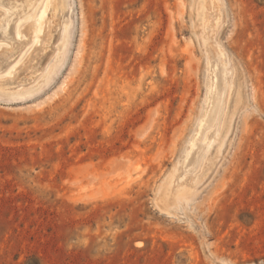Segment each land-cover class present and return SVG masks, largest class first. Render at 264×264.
<instances>
[{"label":"rangeland","instance_id":"rangeland-1","mask_svg":"<svg viewBox=\"0 0 264 264\" xmlns=\"http://www.w3.org/2000/svg\"><path fill=\"white\" fill-rule=\"evenodd\" d=\"M204 2L45 10L40 52L68 12L62 50L33 83L0 79V264H264V0ZM206 42L228 88L183 169Z\"/></svg>","mask_w":264,"mask_h":264},{"label":"bare ground","instance_id":"bare-ground-1","mask_svg":"<svg viewBox=\"0 0 264 264\" xmlns=\"http://www.w3.org/2000/svg\"><path fill=\"white\" fill-rule=\"evenodd\" d=\"M41 1L0 0V79L4 77L8 78L12 75L15 77L21 74V71L29 70L30 73L26 72L29 78L26 84L33 83L42 74L46 73L45 71L48 68L50 58L56 56L62 50L66 25L69 19L68 12L66 15L64 13V21L57 38L58 43L52 46L53 48L50 54H44L47 48L43 54L40 52L44 49L42 42L47 41L50 36L49 32L51 28V23L48 24L49 21L44 17V14L50 5L51 8L55 5V7L58 6V8L65 10L69 6V0H52L50 4V0H46L44 8L36 15L35 12H37ZM213 2L215 4L216 0H209L211 6ZM205 3H200L201 11L198 10L199 8L197 9L200 11L203 20ZM216 6L220 7L218 4ZM206 43L204 44L207 49L208 60L206 64L207 79H205L207 81L205 89L206 95L202 103L198 123L182 157L183 169L186 167L192 169L197 164V160L203 150L201 143L206 141L209 133L208 129L213 126L215 127L216 123L218 124L221 104H223L228 88V56L220 46ZM36 57L38 64L32 62ZM203 138L205 139L204 141L202 140ZM185 165L187 166L185 167Z\"/></svg>","mask_w":264,"mask_h":264}]
</instances>
